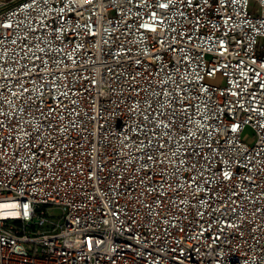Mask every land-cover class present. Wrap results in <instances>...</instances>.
Returning a JSON list of instances; mask_svg holds the SVG:
<instances>
[{
	"label": "built area",
	"instance_id": "obj_1",
	"mask_svg": "<svg viewBox=\"0 0 264 264\" xmlns=\"http://www.w3.org/2000/svg\"><path fill=\"white\" fill-rule=\"evenodd\" d=\"M0 264H264V0H0Z\"/></svg>",
	"mask_w": 264,
	"mask_h": 264
},
{
	"label": "rangeland",
	"instance_id": "obj_2",
	"mask_svg": "<svg viewBox=\"0 0 264 264\" xmlns=\"http://www.w3.org/2000/svg\"><path fill=\"white\" fill-rule=\"evenodd\" d=\"M8 1H10V3H11V2H15V1H17V0H8ZM252 10H253V13H254V5H252ZM242 137H243L244 140H248V139H250V138L252 137V132H251V130H250L249 128H246V129L243 131ZM47 211H48L51 215L55 216V217H56V218H55L56 220H57V217L60 216V215L62 214V211H61V209H60L59 207H47Z\"/></svg>",
	"mask_w": 264,
	"mask_h": 264
}]
</instances>
